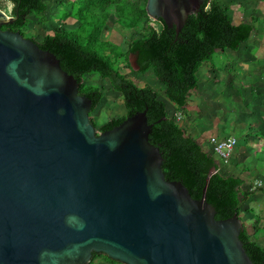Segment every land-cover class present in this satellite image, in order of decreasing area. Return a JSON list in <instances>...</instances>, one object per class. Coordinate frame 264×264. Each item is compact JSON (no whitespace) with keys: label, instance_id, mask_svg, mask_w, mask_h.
Returning a JSON list of instances; mask_svg holds the SVG:
<instances>
[{"label":"water","instance_id":"95a60500","mask_svg":"<svg viewBox=\"0 0 264 264\" xmlns=\"http://www.w3.org/2000/svg\"><path fill=\"white\" fill-rule=\"evenodd\" d=\"M204 2L145 10L177 36ZM17 18L0 9V264H253L236 214L216 220L206 188L165 179L147 109L97 133L56 56L1 29Z\"/></svg>","mask_w":264,"mask_h":264},{"label":"trees","instance_id":"16d2710c","mask_svg":"<svg viewBox=\"0 0 264 264\" xmlns=\"http://www.w3.org/2000/svg\"><path fill=\"white\" fill-rule=\"evenodd\" d=\"M12 3V16L17 20L2 30L19 32L25 37L27 17L40 16L36 22L45 25L49 21L46 0H6ZM63 5L70 8L58 27L41 41L33 40L40 49L48 50L59 60L61 69L77 79L78 92L93 102L91 112L99 105L102 94L98 89L85 87L83 75L97 73L109 79L114 91L121 94L126 116L111 119L96 126L91 112L89 119L97 133L112 129L127 116L145 109L148 124H152L149 142L161 153L162 171L168 181H180L193 199H200L206 188V200L215 209V219L223 220L237 215L241 218V206L257 189L244 187L238 176L224 175L220 164L209 149L183 128L174 116H170L159 93L150 86H137L119 69L132 70L129 57H135L137 72L151 70L155 79L163 85V95L176 111L183 113L193 91L198 88V70L208 63L216 51H236L256 31L255 21H233L229 0H205L201 10L188 17L185 26L176 36L161 20H151L145 10L146 0H70ZM77 23L75 29L73 26ZM111 22L121 30L130 32V41L120 52L109 40L100 41L104 26ZM155 23V26L151 25ZM120 61V68L115 63ZM264 134V132H263ZM214 171L213 174H211ZM211 174V175H210ZM257 227H255V230ZM243 248L253 264H264V245L257 235H251L243 225L239 236ZM112 264L104 255L93 254L89 264H98L96 258Z\"/></svg>","mask_w":264,"mask_h":264},{"label":"rangeland","instance_id":"374dc122","mask_svg":"<svg viewBox=\"0 0 264 264\" xmlns=\"http://www.w3.org/2000/svg\"><path fill=\"white\" fill-rule=\"evenodd\" d=\"M64 1L63 5L69 4L70 0H46L48 5L47 14L49 21L45 25L36 22L40 18L35 14L27 17L25 27V38H35L41 41L42 38L51 34L52 28L58 27L63 15L68 14L70 8H65L58 3ZM227 4L233 11V16L237 21L247 18L250 15L256 16L257 25L261 28V36H264V0H229ZM0 9L12 16L13 5L6 0H0ZM245 14V15H244ZM248 14V15H247ZM151 25L155 26V23ZM75 29L77 23L68 26ZM130 32L121 30L117 25L108 22L100 37V41L109 40L120 52L126 49V43L130 41ZM250 43V42H249ZM242 44L237 51L225 50V55L214 54L208 63L199 67L197 76L199 79L198 88L192 92L188 107L182 114L179 124L187 130L188 134L196 137L204 149H208L207 141L210 137L219 140L233 137L236 145L227 163L220 164L219 171L224 175H234L244 180V187L264 188V146L260 148L259 139L264 141V93L258 94V87H254L251 93L244 90L236 82L230 84L225 79L235 81H249L248 84L260 82L255 74H244V77L236 76L234 72L242 70V65H246V55L244 48L252 56L258 50V43ZM129 62L132 70L119 69L122 74H127L130 79L139 87L150 86L159 93V99L162 100L167 108L169 115L174 116L178 113L174 106L167 101L163 95V85L159 83L151 70L142 74L137 72L135 57L130 56ZM261 70L264 73V61H260ZM115 67L120 68V61L115 63ZM209 69L210 72L207 70ZM252 73H254L252 71ZM258 77V76H257ZM224 82H222V80ZM264 80V78H263ZM83 84L85 87L98 89L102 94L99 105L91 112L96 126L111 120L126 116V109L123 106L121 94L114 91L109 79L101 78L97 73H87L83 75ZM256 88V89H255ZM262 97V98H261ZM263 102V103H262ZM249 137V139H247ZM207 139V140H206ZM259 142V143H258ZM251 143H258L253 145ZM247 168V170H246ZM264 195V193H263ZM243 206V205H242ZM263 206L264 203L260 204ZM250 207V205H249ZM253 208V209H252ZM251 214L256 215L257 205L251 207ZM242 211V216L244 211ZM102 257L96 258L98 264H112L103 262Z\"/></svg>","mask_w":264,"mask_h":264},{"label":"crops","instance_id":"0c3cea01","mask_svg":"<svg viewBox=\"0 0 264 264\" xmlns=\"http://www.w3.org/2000/svg\"><path fill=\"white\" fill-rule=\"evenodd\" d=\"M232 16H233V14H232ZM244 19H247V20L254 19L255 26H256V31L245 42L247 44L246 45L247 47H245V48L247 49L250 44H256V43H258V50L255 53V56H252L249 52H247L243 48L242 51L246 55V59H245L246 65H242V68L243 69L242 70L239 69L238 72H234V73H235L236 76H240V77H244V74H248V73L250 74V76H251V74H255L254 77H256L258 80L259 79H261V80H260V82H257L256 81V83H253L252 82V84H248L249 81H247V80L246 81L245 80L244 81H242V80L237 81V79H236L235 81H232V80L225 79V81L227 83H230V84L236 82V84H240L242 86L245 84L246 86H244L245 87L244 90H246L247 93H251L254 90V87L256 86V87H258L257 88V90L259 91L258 94H262V93H264V80H263L264 73H261L260 74L259 71H256V69H258V70L263 69V68H261L260 61H264V36L262 37L261 34H260L261 28L258 27V25H257V18H256V16H253V15H250L249 14V16L247 18L244 17L241 20H244ZM241 20L237 21L235 19V17L233 16V21L235 23H239ZM225 52L226 51H224V52L216 51L215 53L216 54H219V55H225L226 54ZM232 52H235V51H232ZM209 69L210 68H208V70H207L208 72H210ZM252 71L254 73H252ZM222 82H224V81L222 80ZM190 100L191 99H189V101ZM185 110H186V108L184 109V111ZM184 111H183V113H184ZM247 139H249V137H247ZM259 142H263V143H261L260 148L259 149H256V150L263 149L264 141L261 140V139H259ZM258 143H251V144L253 146V145H256ZM246 170H247V168H246ZM254 189H255V187H251L250 188V190H254ZM254 191H255V193L246 202H244L242 204L243 206H241V210L243 209V211L245 213V214H243L244 216H242V214H241V218H242V223L245 226V228L248 230V232L251 235H253V234L254 235H257V238H258L259 243L261 245H264V208H263V206H260V204L264 203V195H263L264 188L262 189L261 187H259L258 189L254 190ZM254 204L257 205V213H256V215L250 213V211L253 209V208L251 209V207H253ZM249 205H250V207H249ZM255 227H257L256 230H255ZM103 262H106V261H103Z\"/></svg>","mask_w":264,"mask_h":264},{"label":"built area","instance_id":"2783aa9c","mask_svg":"<svg viewBox=\"0 0 264 264\" xmlns=\"http://www.w3.org/2000/svg\"><path fill=\"white\" fill-rule=\"evenodd\" d=\"M181 116L182 114L178 112L175 113L174 118L176 121L179 122L181 120ZM235 145L236 140L233 137H228L223 140L210 137L207 141V146H209L208 149L214 155L219 164H224L228 162Z\"/></svg>","mask_w":264,"mask_h":264}]
</instances>
